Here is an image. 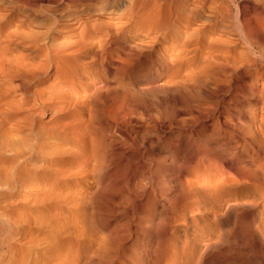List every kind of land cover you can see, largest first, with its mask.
<instances>
[{"label":"rangeland","instance_id":"374dc122","mask_svg":"<svg viewBox=\"0 0 264 264\" xmlns=\"http://www.w3.org/2000/svg\"><path fill=\"white\" fill-rule=\"evenodd\" d=\"M261 56L264 0H0V264H264Z\"/></svg>","mask_w":264,"mask_h":264},{"label":"bare ground","instance_id":"6f19581e","mask_svg":"<svg viewBox=\"0 0 264 264\" xmlns=\"http://www.w3.org/2000/svg\"><path fill=\"white\" fill-rule=\"evenodd\" d=\"M53 1V0H52ZM63 16V15H62ZM238 17V16H237ZM46 20V19H45ZM237 20V18H236ZM47 21V20H46ZM235 21V20H234ZM39 23V21H38ZM44 23L40 21V25H43ZM239 34L240 36L244 37L243 35V32L242 30L240 29L239 30ZM18 33V32H17ZM36 36H32V37H27V36H24L23 38H35ZM22 38V43H20L21 46L24 45V39ZM240 39V38H239ZM242 42V41H241ZM243 43V42H242ZM256 44V43H255ZM46 45V44H45ZM246 46V45H245ZM71 47V46H70ZM248 47V46H247ZM41 50L43 52L46 53V58L48 57L47 55V52H48V48L47 47H43L41 48ZM254 54V53H253ZM258 58V57H256ZM260 61L264 62V56H261L260 58ZM60 63V62H59ZM216 63V62H215ZM31 64V63H30ZM34 64V63H33ZM13 66V65H12ZM22 66V65H21ZM18 67V66H16ZM89 104V103H88ZM227 125V124H226ZM235 140L233 139L232 140H229V145H231ZM235 143V142H234ZM228 145V144H227ZM233 150H237L236 148H234ZM201 162V161H200ZM198 163V169L200 168V164L201 163ZM262 168V171L264 172V165L261 167ZM252 171V170H251ZM257 174L258 172L257 171H252L251 172V175L253 176V178L257 177ZM230 175V174H229ZM264 175V174H263ZM223 178L221 179H218L215 183V185L213 187H207L206 185L205 186H202L201 188H193L192 189V192H188V194H186V191H185V187H184V184L185 182H181V191H182V194L183 195H186L185 197H187L188 199V206L190 207L191 205H194V204H197L198 201H207L208 203H212L214 204L211 209L214 210V213H215V216L216 217H219V213L220 211L222 210V205H221V202L220 200L224 199V198H235V197H239L241 195V191H239V189H241V184H240V181L236 178H233L231 176H227V175H222ZM168 185L165 184V188H167ZM215 195V196H214ZM213 196L215 198H213ZM188 207V208H189ZM186 210H188L186 208ZM185 210V212H186ZM211 246V245H210ZM185 264H188V262H184ZM184 263H181V264H184ZM170 264H173L172 262Z\"/></svg>","mask_w":264,"mask_h":264}]
</instances>
